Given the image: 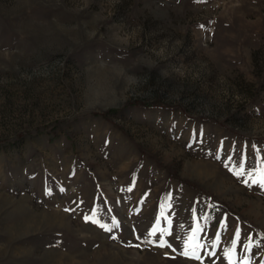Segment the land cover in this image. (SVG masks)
<instances>
[{
  "label": "rangeland",
  "instance_id": "374dc122",
  "mask_svg": "<svg viewBox=\"0 0 264 264\" xmlns=\"http://www.w3.org/2000/svg\"><path fill=\"white\" fill-rule=\"evenodd\" d=\"M261 179L264 0H0V264H264Z\"/></svg>",
  "mask_w": 264,
  "mask_h": 264
},
{
  "label": "trees",
  "instance_id": "16d2710c",
  "mask_svg": "<svg viewBox=\"0 0 264 264\" xmlns=\"http://www.w3.org/2000/svg\"><path fill=\"white\" fill-rule=\"evenodd\" d=\"M127 107H137V108H170L168 105L162 104L159 101H154V102H145V101H140V100H134L126 105ZM118 112L117 109H111L106 113L100 114L101 117H107L108 114L110 113H116ZM175 181L179 183V185H185L193 190L196 191L198 197L206 198L213 200V198L203 189L199 188L194 182L180 179L176 177L175 175H170Z\"/></svg>",
  "mask_w": 264,
  "mask_h": 264
},
{
  "label": "snow or ice",
  "instance_id": "6c2138e0",
  "mask_svg": "<svg viewBox=\"0 0 264 264\" xmlns=\"http://www.w3.org/2000/svg\"><path fill=\"white\" fill-rule=\"evenodd\" d=\"M234 174H236V175H238V176H241V175H243V172L241 171V172L234 173ZM257 183H259V185H260L261 187H264V179H261V180L258 181ZM85 219H86V221H87L88 218L86 217ZM105 230L110 231V229H105ZM149 235H155V229L153 230V232L149 233ZM193 240H194V237H190V238H189V241H193ZM160 246H161V247L165 246V242L162 241L161 244H160ZM199 247H200V245H199L198 243H196L194 246H191V247H190L189 242H186L185 245H184L185 251H184L182 254H184V255H188V251H189V250H191L192 253L195 254L196 249L199 248ZM194 258H198V257H194ZM229 264H233V262H232L231 260H229Z\"/></svg>",
  "mask_w": 264,
  "mask_h": 264
}]
</instances>
